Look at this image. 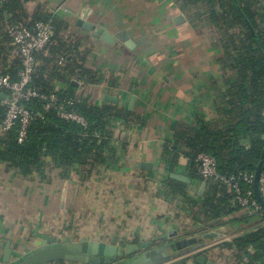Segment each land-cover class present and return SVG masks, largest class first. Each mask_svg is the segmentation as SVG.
<instances>
[{
    "label": "crops",
    "instance_id": "0c3cea01",
    "mask_svg": "<svg viewBox=\"0 0 264 264\" xmlns=\"http://www.w3.org/2000/svg\"><path fill=\"white\" fill-rule=\"evenodd\" d=\"M37 3H46L55 14L61 9L70 11L74 18L84 16L112 34L124 30L134 41L135 51L130 52L121 43L109 46L77 28L78 34L88 38L86 66L97 71L102 80L91 85L75 82L74 94L90 95L98 105L112 96L116 103H111L133 114L135 121L127 124L121 120L111 142L114 163L86 180L79 167H74L68 177L51 176V183L42 185L25 180L0 164V259L6 242H10L12 254L17 257L31 250L34 241L48 235L58 241L86 239L104 243L116 237L119 245L145 244L148 250H160L181 238H196L201 244L212 246L205 255L214 264H241L235 250L222 243L248 231L249 224L229 222L234 217L250 216L248 211L242 209L224 218L221 225L198 230L200 226L195 223L202 221L199 211L206 188L200 192L202 180L183 183L171 178L170 174L188 177L187 159L180 156L169 171L164 153L165 142L172 138L175 126H192L197 117L210 125L219 119L216 104L225 82L218 62L223 48L214 29L205 22L188 19L173 0H34L29 7L33 9ZM177 15H182L184 22L176 24ZM61 17L68 21L73 18ZM149 67L154 68L152 73H148ZM168 179L184 187L171 189ZM114 185L121 189H113ZM118 190L132 195L124 200V205L129 206L125 219L115 222L117 216L110 218L113 224H100L96 235L88 232L87 223L81 226V219L74 212L93 214L96 220L97 210L88 204L101 194L115 196L114 191ZM31 211H37L40 220L47 218L48 222L53 214H63L60 233H51L50 228L40 230L36 219L29 215ZM18 219L33 223L27 230L31 231L28 236L33 241L32 248L29 240L19 239L22 237ZM99 221L102 223V219ZM73 227L78 228L71 231ZM169 230L176 232L178 238L169 236ZM209 232L217 236L202 238ZM169 254L170 248L162 249L157 256Z\"/></svg>",
    "mask_w": 264,
    "mask_h": 264
},
{
    "label": "trees",
    "instance_id": "16d2710c",
    "mask_svg": "<svg viewBox=\"0 0 264 264\" xmlns=\"http://www.w3.org/2000/svg\"><path fill=\"white\" fill-rule=\"evenodd\" d=\"M34 0H0V75L11 82L18 80L21 61L16 47L12 45L9 27L24 23L32 27L36 22H49L53 36L45 51L36 53L37 64L28 87L39 94L56 93L60 99L75 98V110L87 125L66 121L54 110H45L43 99H30L19 103L27 109L30 121L25 142H17L19 123L8 130L0 128V164L25 180L38 184H50L51 176L66 178L74 167L86 180L113 164L111 147L112 132L108 130L111 120H123L127 124L135 116L111 102L101 105L90 95H75V83L96 84L100 74L86 66L89 49L88 38L78 34L67 19L57 16L46 3ZM186 17L192 21L205 22L218 36L223 55L218 60L224 75L225 88L220 102L216 104L219 119L210 125L197 117L192 126H175L171 139L166 140L164 153L166 168L171 171L177 159H187L188 178L200 179L196 157L206 153L215 158L220 175H234L242 189L249 188L240 174L254 175L257 167L264 172V0H173ZM73 32V33H72ZM62 59V63L60 60ZM64 85V89L57 85ZM9 98V92L0 88ZM6 114V106L0 102V126ZM94 133L101 134L100 138ZM205 182V193L200 205L202 217L197 229L223 224L227 216L239 212L233 207L231 196L217 181ZM171 189L184 184L168 179ZM253 198L255 199L253 185ZM182 190V188H179ZM249 224L248 231L223 242V247L233 248L239 261L240 254H248V264L264 262V207L257 215L234 217L229 222ZM251 252V253H248ZM51 264H66L56 262Z\"/></svg>",
    "mask_w": 264,
    "mask_h": 264
},
{
    "label": "water",
    "instance_id": "95a60500",
    "mask_svg": "<svg viewBox=\"0 0 264 264\" xmlns=\"http://www.w3.org/2000/svg\"><path fill=\"white\" fill-rule=\"evenodd\" d=\"M57 16L66 15L73 17L70 11L58 9ZM176 24L184 22L182 15H177L174 19ZM70 24L90 33L96 41H100L109 46L121 43L128 51L134 52L136 44L124 31H118L114 34L108 32L103 27L96 26L83 17H73ZM153 67H149L148 73H152ZM75 83V82H73ZM77 84V83H75ZM10 100L6 95L0 92V100ZM108 102L116 103L112 96L105 97ZM132 103V101H131ZM17 106L22 107L18 102ZM23 108V107H22ZM25 109V108H24ZM27 110V109H26ZM147 163H143L145 165ZM147 166V165H145ZM261 166L257 167L254 174L253 189L255 199L264 207V201L259 193V178ZM170 177L183 183H191V179L181 174H170ZM205 182H202L200 192H202ZM178 238L176 232L169 230V236ZM217 236L214 232L204 233L202 238ZM166 237H163L165 239ZM149 246H152L149 244ZM171 249V254L157 256L162 249ZM145 244H125L119 245L117 238L113 237L110 243L99 242L95 240L81 239L77 242L58 241L55 236H43L34 241V247L15 257L10 248V242L5 243V247L0 259V264H51L56 262H66L72 264H214L205 253L212 249V246H205L198 242L196 238H181L168 246H163L160 250H148ZM134 253L137 255L132 256Z\"/></svg>",
    "mask_w": 264,
    "mask_h": 264
},
{
    "label": "built area",
    "instance_id": "2783aa9c",
    "mask_svg": "<svg viewBox=\"0 0 264 264\" xmlns=\"http://www.w3.org/2000/svg\"><path fill=\"white\" fill-rule=\"evenodd\" d=\"M9 34L12 45L16 47L17 54L21 61V69L18 72V80L11 82L7 76L0 75V88L9 92V99L0 100L6 106V114L0 126L1 130H8L16 122L19 123L17 142H25L27 127L32 120L30 112L22 107L17 106L20 101L30 99H43L45 110H54L57 116L66 121H70L85 128L87 122L85 118L75 110V98L60 99L56 93L42 95L30 89L28 83L37 64L36 53L45 51L47 45L53 36V27L49 22H36L32 27L24 23H18L9 27ZM62 59L60 63H62ZM121 120H111L108 130L112 132L120 124ZM97 138L101 134L94 133ZM197 171L202 181H217L221 183L226 192L231 196L230 203L233 207L239 206L241 209L248 211L249 215H257L261 212V205L253 198L252 189L254 175L240 174L242 181L249 188L242 189L238 178L234 175L224 176L217 172V164L214 157L206 153H199L196 157ZM259 193L264 201V172H261L259 178ZM251 253V252H248ZM241 264H248V254H240ZM253 264H264L255 262Z\"/></svg>",
    "mask_w": 264,
    "mask_h": 264
},
{
    "label": "rangeland",
    "instance_id": "374dc122",
    "mask_svg": "<svg viewBox=\"0 0 264 264\" xmlns=\"http://www.w3.org/2000/svg\"><path fill=\"white\" fill-rule=\"evenodd\" d=\"M118 184L121 183V181H116ZM123 187L125 185H127V180L122 183ZM102 189H104L105 186H101ZM118 188L119 190L121 189V187L115 186L113 187V189ZM101 189V190H102ZM114 191V194H116L115 196L113 195H109V196H104L103 194H101L98 198H95V200H93V202H90L88 204V207H90L91 209L93 207L96 208L97 213H96V220H95V215H91L88 213H85L83 211H78V212H74V215L77 217H80V222L81 226H84L85 223H87L88 227V232H92L95 235L98 234L100 231L99 230V226L100 224L103 226L104 224L106 225H112L113 223H111L110 218L112 217H116V221L115 222H119L123 219L126 218V214H129V206L124 205V200L125 199H131V193H122L121 191ZM124 194V195H123ZM43 208V207H41ZM85 208V206H84ZM141 211H143L142 209H140ZM25 213V212H24ZM29 215H32V217L34 219H36L37 222V226L39 227L40 230L44 231V230H48L50 228V232L52 233V231L56 234H59L60 230H61V216H63V214L57 215V214H53V216L50 218V222H48L47 218H43L42 220H40V213L38 214V212H30ZM86 216H88V219L85 220ZM44 217H47L46 214L44 215ZM99 218L102 219V223H100L101 221H99ZM98 220V221H97ZM33 222V221H32ZM48 222V223H46ZM76 223V220L74 221ZM104 222V223H103ZM33 225V223L31 224V220L28 219V221H22V219H18V226H19V233H20V237L19 238L23 241H28L30 244V248L33 247V241L30 239L31 235V231L30 233H27V230L29 229V226ZM76 225V224H75ZM79 227V226H78ZM78 227H73L70 230L73 231L74 229L77 230ZM81 228V227H80ZM24 229V230H23ZM35 229V228H34ZM23 254V253H21ZM15 258V257H14Z\"/></svg>",
    "mask_w": 264,
    "mask_h": 264
}]
</instances>
